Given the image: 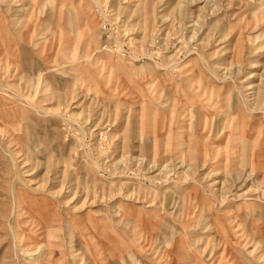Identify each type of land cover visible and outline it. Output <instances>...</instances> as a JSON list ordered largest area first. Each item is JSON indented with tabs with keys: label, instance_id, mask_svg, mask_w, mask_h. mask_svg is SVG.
Listing matches in <instances>:
<instances>
[{
	"label": "rangeland",
	"instance_id": "obj_1",
	"mask_svg": "<svg viewBox=\"0 0 264 264\" xmlns=\"http://www.w3.org/2000/svg\"><path fill=\"white\" fill-rule=\"evenodd\" d=\"M0 264H264V0H0Z\"/></svg>",
	"mask_w": 264,
	"mask_h": 264
},
{
	"label": "built area",
	"instance_id": "obj_2",
	"mask_svg": "<svg viewBox=\"0 0 264 264\" xmlns=\"http://www.w3.org/2000/svg\"><path fill=\"white\" fill-rule=\"evenodd\" d=\"M106 27H107V26L104 24V25H103V28L106 29Z\"/></svg>",
	"mask_w": 264,
	"mask_h": 264
}]
</instances>
